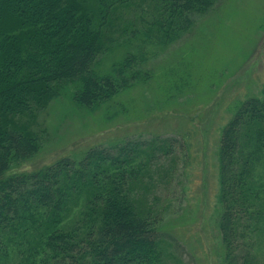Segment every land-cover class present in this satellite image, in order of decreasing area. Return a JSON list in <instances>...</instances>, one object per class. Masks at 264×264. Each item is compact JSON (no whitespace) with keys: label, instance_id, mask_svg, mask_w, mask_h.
I'll return each mask as SVG.
<instances>
[{"label":"trees","instance_id":"trees-1","mask_svg":"<svg viewBox=\"0 0 264 264\" xmlns=\"http://www.w3.org/2000/svg\"><path fill=\"white\" fill-rule=\"evenodd\" d=\"M217 1L0 0V264H167L162 245L173 238L135 193L139 146L90 148L80 159L26 170L41 137L24 118L66 91L93 111L146 82L148 48L178 40ZM121 47L102 69V57ZM262 159L264 82L219 134L216 224L227 264H254ZM80 199L83 208L68 220Z\"/></svg>","mask_w":264,"mask_h":264},{"label":"rangeland","instance_id":"rangeland-1","mask_svg":"<svg viewBox=\"0 0 264 264\" xmlns=\"http://www.w3.org/2000/svg\"><path fill=\"white\" fill-rule=\"evenodd\" d=\"M195 18L178 40L148 48L152 76L146 82L93 111L77 106L66 91L25 117L41 148L20 168L63 156L80 159L90 148L116 153L125 143L139 146L132 165L144 168L135 193L173 238L162 245L167 264H227L216 224L217 146L237 105L258 95L264 82V0H218ZM123 53L121 47L104 55L102 69ZM255 178L264 188V159ZM258 199L264 208V189ZM83 205L82 199L73 203L68 220ZM253 243L254 264H264V217Z\"/></svg>","mask_w":264,"mask_h":264}]
</instances>
